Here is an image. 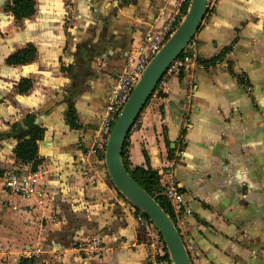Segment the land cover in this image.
I'll use <instances>...</instances> for the list:
<instances>
[{"label": "crops", "instance_id": "obj_1", "mask_svg": "<svg viewBox=\"0 0 264 264\" xmlns=\"http://www.w3.org/2000/svg\"><path fill=\"white\" fill-rule=\"evenodd\" d=\"M10 1L0 0V264H147L136 209L90 150L116 74L177 0H33L22 20ZM193 44L196 62L164 78L132 128L129 166H150L160 184L174 178L185 205L171 208L191 258L264 264V0H216ZM29 46V63L8 64ZM29 117L43 131L32 163L45 195L24 199L4 181L22 165L10 126ZM92 237L107 256L72 250Z\"/></svg>", "mask_w": 264, "mask_h": 264}, {"label": "built area", "instance_id": "obj_2", "mask_svg": "<svg viewBox=\"0 0 264 264\" xmlns=\"http://www.w3.org/2000/svg\"><path fill=\"white\" fill-rule=\"evenodd\" d=\"M190 2L191 0H177L174 14L169 17L158 32L148 34L138 44V47L130 52L124 69L116 74L114 84L107 99L103 118L95 134L94 147L90 150V153L98 157L102 162L104 161L107 140L121 111L129 101L135 86L143 76L149 63L162 50L183 21ZM215 3L216 0H208L207 10L214 7ZM183 54L184 58L176 60L169 68L165 77L169 74H180L187 70L190 64L196 62L197 56L193 41L187 46ZM247 91L250 92L251 89L247 88ZM192 95H194L193 91ZM181 157V152H178L175 155L174 164ZM44 176L43 170L34 166L32 162L22 164L6 178L4 187L10 194L19 198L43 197L45 192L43 185H41V180H43ZM160 185L161 195L174 210L185 205L184 196L177 188L173 177L168 176ZM186 212L189 214V211ZM136 221L141 232L147 237V264H173L164 242L159 238V234L150 220L143 213L139 212L136 216ZM72 250L84 259L103 258L109 252V249L99 237L79 240L72 246ZM186 250L191 264H201L195 257H190L189 253L192 252V248ZM25 255L29 259H32L35 253H25ZM62 256L61 254L57 257L61 258Z\"/></svg>", "mask_w": 264, "mask_h": 264}, {"label": "water", "instance_id": "obj_3", "mask_svg": "<svg viewBox=\"0 0 264 264\" xmlns=\"http://www.w3.org/2000/svg\"><path fill=\"white\" fill-rule=\"evenodd\" d=\"M208 0H191L183 21L162 50L152 59L115 122L106 144L103 166L119 194L152 223L173 264H191L185 244L170 217L129 175L123 151L129 134L145 106L167 74L199 32Z\"/></svg>", "mask_w": 264, "mask_h": 264}, {"label": "trees", "instance_id": "obj_4", "mask_svg": "<svg viewBox=\"0 0 264 264\" xmlns=\"http://www.w3.org/2000/svg\"><path fill=\"white\" fill-rule=\"evenodd\" d=\"M7 12L13 14L17 20L27 19L35 14V3L33 0H11ZM35 50L32 46L25 51L15 54L8 60L9 65H25L29 63L34 57ZM228 52L225 51L215 59L212 64L219 62ZM184 58L182 54L179 59ZM30 89V83L27 81L22 82L13 93L24 94ZM13 139L17 142L13 148V154L15 159L21 164H26L35 161L37 157V143L43 138V131L35 124L33 117L27 118L23 124H14L10 126ZM4 137V134L0 133V139ZM123 162L130 177L144 189L155 201L161 206V208L174 222V216L171 206L167 203L165 198L160 193V178L158 172L152 170L150 166L147 168H136L130 169L129 162L127 159V142L125 143L123 151ZM4 175V172L0 171V177ZM137 214L139 213L136 210ZM160 238V236H159ZM161 239V238H160Z\"/></svg>", "mask_w": 264, "mask_h": 264}]
</instances>
